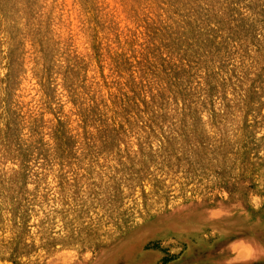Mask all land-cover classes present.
Here are the masks:
<instances>
[{"label":"rangeland","instance_id":"1","mask_svg":"<svg viewBox=\"0 0 264 264\" xmlns=\"http://www.w3.org/2000/svg\"><path fill=\"white\" fill-rule=\"evenodd\" d=\"M0 264H264V0H0Z\"/></svg>","mask_w":264,"mask_h":264},{"label":"bare ground","instance_id":"2","mask_svg":"<svg viewBox=\"0 0 264 264\" xmlns=\"http://www.w3.org/2000/svg\"><path fill=\"white\" fill-rule=\"evenodd\" d=\"M184 69V68H183ZM206 92V91H205Z\"/></svg>","mask_w":264,"mask_h":264}]
</instances>
